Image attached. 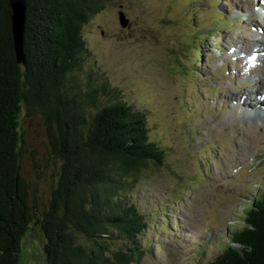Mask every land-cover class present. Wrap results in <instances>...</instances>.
Segmentation results:
<instances>
[{
  "label": "rangeland",
  "instance_id": "obj_1",
  "mask_svg": "<svg viewBox=\"0 0 264 264\" xmlns=\"http://www.w3.org/2000/svg\"><path fill=\"white\" fill-rule=\"evenodd\" d=\"M82 28L89 54L81 81L106 78L147 109L150 134L166 150L165 165L131 193L148 227L143 253L129 264L205 263L225 243L227 228L242 225L245 202L264 185V56L250 60L235 43L262 50L264 0H112ZM238 89L252 105L236 98ZM23 126L24 175L49 197L58 162L43 120ZM45 242L32 225L21 241V264H47Z\"/></svg>",
  "mask_w": 264,
  "mask_h": 264
},
{
  "label": "trees",
  "instance_id": "obj_2",
  "mask_svg": "<svg viewBox=\"0 0 264 264\" xmlns=\"http://www.w3.org/2000/svg\"><path fill=\"white\" fill-rule=\"evenodd\" d=\"M109 1L26 0L23 64L10 2L0 0V264H21V241L34 224L47 264H129L143 253L148 220L131 193L165 165L166 150L150 134L147 109L106 78H80L89 54L82 27ZM37 117L58 162L49 197L23 171V121ZM241 220L213 258L183 264H264V185Z\"/></svg>",
  "mask_w": 264,
  "mask_h": 264
},
{
  "label": "water",
  "instance_id": "obj_3",
  "mask_svg": "<svg viewBox=\"0 0 264 264\" xmlns=\"http://www.w3.org/2000/svg\"><path fill=\"white\" fill-rule=\"evenodd\" d=\"M10 6L12 9L11 21H12V30L13 38L15 44V50L17 55V60L19 63L26 64V58L24 53V30L26 23V9L27 4L26 0H9ZM120 23L124 27L129 26V19L126 17L124 11H120Z\"/></svg>",
  "mask_w": 264,
  "mask_h": 264
},
{
  "label": "bare ground",
  "instance_id": "obj_4",
  "mask_svg": "<svg viewBox=\"0 0 264 264\" xmlns=\"http://www.w3.org/2000/svg\"><path fill=\"white\" fill-rule=\"evenodd\" d=\"M258 40V37H256V36H254V35H252V39L251 40ZM260 40V39H259ZM262 41H264V40H261V42ZM242 42H244V41H239V40H237L235 43H237V45L238 44H240L239 46H237L236 48H237V50L239 51V52H248V53H255L256 51L258 52V50L256 49V46L254 47V45H255V43L254 42H249V41H245L244 42V46L242 47ZM261 47H263L262 48V50H263V52H264V42H262V44H261ZM235 96H236V98H240V100H242L241 102H242V104L243 105H245V106H250V105H252V101L247 97V94L245 93V92H243L241 89H238L237 90V92H236V94H235ZM251 98V97H250ZM254 117L252 118V120H251V122L252 123H254V121H255V118L257 117V114L255 113L254 115H253ZM220 123L222 124V125H224V124H228V122L227 123H225L224 121H220Z\"/></svg>",
  "mask_w": 264,
  "mask_h": 264
}]
</instances>
